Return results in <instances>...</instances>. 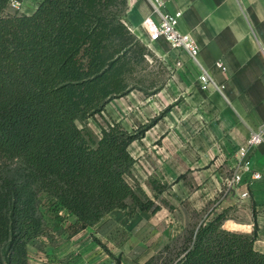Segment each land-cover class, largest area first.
<instances>
[{
    "label": "trees",
    "instance_id": "trees-1",
    "mask_svg": "<svg viewBox=\"0 0 264 264\" xmlns=\"http://www.w3.org/2000/svg\"><path fill=\"white\" fill-rule=\"evenodd\" d=\"M12 1L0 0V160L20 167L0 181V264H31L29 246L48 230L41 194L76 231L117 209L160 210L129 182L144 130L106 121L96 138L78 125L142 90L156 58L125 22L128 0H43L30 15L10 13ZM227 220L203 221L146 264H264L257 226L229 231Z\"/></svg>",
    "mask_w": 264,
    "mask_h": 264
},
{
    "label": "crops",
    "instance_id": "crops-1",
    "mask_svg": "<svg viewBox=\"0 0 264 264\" xmlns=\"http://www.w3.org/2000/svg\"><path fill=\"white\" fill-rule=\"evenodd\" d=\"M163 1L166 13H183L179 30L192 38L200 65L225 89L202 91L199 66L188 54L160 41L149 49L156 60H149L148 72L160 68L161 82L154 79V84L110 102L103 115L114 116V122L130 134L144 130L129 152L134 160L144 153L151 157L150 187L158 173L161 184L179 186L186 185L187 172L199 173L196 191L187 199L202 205V190H211L210 199L219 196L225 187L222 174L233 172L240 148L264 129V0ZM40 3H22V13H34ZM151 15L150 0H128L125 22L144 44L147 34L141 25ZM178 60L182 67H177ZM219 61L226 73L216 67ZM158 83L162 87L156 91ZM138 104L143 105L142 117L131 109ZM252 164L262 178L250 188L241 185L224 194L205 221L227 212L232 217L227 222L248 228L229 231L251 234L256 225L255 248L264 253V142L254 151ZM245 191L250 198L241 197ZM52 218L44 215L49 230L36 241L38 247H29L36 259L33 264H116L117 260L146 264L182 238L190 223L187 216L165 212L162 207L157 213L138 212L132 217L117 209L95 226L78 231L76 217L68 211L61 210ZM62 222H69L73 230Z\"/></svg>",
    "mask_w": 264,
    "mask_h": 264
},
{
    "label": "rangeland",
    "instance_id": "rangeland-1",
    "mask_svg": "<svg viewBox=\"0 0 264 264\" xmlns=\"http://www.w3.org/2000/svg\"><path fill=\"white\" fill-rule=\"evenodd\" d=\"M19 2L21 4L20 10L12 6V2ZM9 5V12H20L22 13L23 10V4L25 2H28L29 0H13ZM35 3L42 2L43 0H30ZM25 14V13H23ZM152 52V51H151ZM152 71V69H151ZM158 71V72H156ZM156 72V73H155ZM155 72H151V78H148V80L145 83V86H148L152 80H154V76H156V81L161 82L162 75H161V69L155 70ZM153 76V77H152ZM146 95V92H144ZM116 100V99H115ZM114 101V100H113ZM143 105L138 104L136 107H131L133 110H136V114L139 117H142L141 114L143 113L142 110ZM107 118L104 115H96L95 117L89 119L86 124L79 122V127L86 126L93 135L98 138L100 137L101 133V127H106V121H114V116L107 114ZM204 116V114H203ZM140 133V132H139ZM145 154V153H144ZM142 155L138 157L135 160V164L137 163V169L132 168L131 174L129 176V182L134 188H140L143 192L146 198L154 199L156 206L162 207L165 212L171 213V214H178L179 216L185 217L187 216L189 218V226L187 227V230L193 229L196 226H198L202 221H205L207 217L210 216L211 212L215 208V205L217 202L222 199L223 195L230 192V190L227 189V187H222V192L218 193L219 196L213 197V199H210V189H203L202 193H200V198L204 201L202 205H197L196 203H193V201H188L187 198H190L193 196L194 192L196 191L195 187L197 188V178L199 177V173L195 172H187L183 178V180L186 182V185L179 186L177 183H170V184H161V178L162 174L158 173L155 175L154 184L152 187H150L147 184V181L150 180V177L148 176V171L151 170V157L146 155ZM134 164V165H135ZM20 167V163L18 161L10 162L6 160H0V181L3 177H13L15 176L16 170ZM203 177L201 178L203 181L206 179V176L202 174ZM229 173L222 174V178L225 179L229 176ZM185 200V201H183ZM206 200V201H205ZM158 204V205H157ZM40 209L43 214V216H47V220H52L55 213H59L61 209H58L55 207L54 203L48 199L47 195L41 194L40 195ZM176 210V211H175ZM67 217H63V220L65 221ZM232 217L228 215V220L231 221ZM226 221V222H227ZM47 227L50 225L45 220ZM225 222V223H226ZM69 222H67V225L62 222L63 227L69 226ZM224 223V225H225ZM71 226V225H70ZM69 229L73 230V226ZM49 230V227H48ZM185 232V233H186ZM36 242H33L30 244L29 247L36 248L38 247V244H35ZM31 254H29V261L31 264L34 263L36 260L34 257V252L31 250ZM69 264V263H67ZM84 264V263H82ZM100 264V263H99Z\"/></svg>",
    "mask_w": 264,
    "mask_h": 264
},
{
    "label": "built area",
    "instance_id": "built-area-1",
    "mask_svg": "<svg viewBox=\"0 0 264 264\" xmlns=\"http://www.w3.org/2000/svg\"><path fill=\"white\" fill-rule=\"evenodd\" d=\"M152 6V15L144 19L142 29L146 32V46L152 49V46L160 41L167 42L174 50L189 55L190 59L199 66L201 74L199 76L200 88L204 92L221 93L225 86L219 84L216 79L205 70L198 60L199 49L192 38L179 30V23L183 16L182 12L173 14L166 13L163 0H150ZM12 6L20 10L19 2H12ZM180 57V56H179ZM180 59V58H179ZM177 67H182V61L178 60ZM216 67L226 73L227 68L222 62H217ZM264 142V129L252 134L250 140L243 145L237 157V164L233 172L225 179L224 184L228 190H236L241 185L250 188L256 181L262 178L261 174L255 172L252 164L253 153L256 148ZM243 199L250 198L249 191L242 193Z\"/></svg>",
    "mask_w": 264,
    "mask_h": 264
},
{
    "label": "bare ground",
    "instance_id": "bare-ground-1",
    "mask_svg": "<svg viewBox=\"0 0 264 264\" xmlns=\"http://www.w3.org/2000/svg\"><path fill=\"white\" fill-rule=\"evenodd\" d=\"M226 228L229 230L233 229V230H238V231L248 230V228H246L244 226H239V225L235 224L234 222H227Z\"/></svg>",
    "mask_w": 264,
    "mask_h": 264
}]
</instances>
